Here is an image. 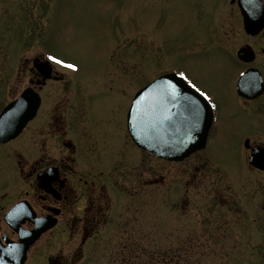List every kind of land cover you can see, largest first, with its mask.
Returning a JSON list of instances; mask_svg holds the SVG:
<instances>
[{"label":"rangeland","instance_id":"374dc122","mask_svg":"<svg viewBox=\"0 0 264 264\" xmlns=\"http://www.w3.org/2000/svg\"><path fill=\"white\" fill-rule=\"evenodd\" d=\"M245 42L262 44L245 33L239 8L230 0H0V87L7 86L6 78L13 89L24 87L33 58L43 53L76 66L48 59L63 80L43 89L45 103L54 106L56 93L76 96L74 102L84 94L92 109L107 112L115 102L127 105L159 74L182 72L213 94L225 119L219 141L233 143L232 134H250L254 125L264 130V106L259 112L254 103L239 107L234 93L243 65L229 55ZM256 63L264 76V56ZM258 136L264 138L261 131ZM5 152L0 145V164L7 162ZM218 168L233 172L226 165ZM129 170L136 175L123 181L138 191V200L131 203L128 187L118 192L113 222L100 243L78 250L79 237L54 229L31 248L28 264L76 253L77 264H264L255 236L242 237L240 231L232 241L220 233L198 236L199 194L205 191L197 187L194 170L185 173L179 163L142 152L138 166ZM16 195L11 191L9 197Z\"/></svg>","mask_w":264,"mask_h":264},{"label":"flooded vegetation","instance_id":"af4514ba","mask_svg":"<svg viewBox=\"0 0 264 264\" xmlns=\"http://www.w3.org/2000/svg\"><path fill=\"white\" fill-rule=\"evenodd\" d=\"M230 1L235 3L236 0ZM248 36L262 44L257 46L248 42L254 50V60L239 61L243 68L238 75L252 66L259 68L256 60L260 55L264 56V28L258 34ZM229 56L233 60L236 58V54L230 53ZM55 70L53 68L51 77L44 79L31 65L30 77L24 87L13 89L8 86L10 78L3 83L7 84L6 87H0V113L28 86L39 96L35 116L18 135L0 141L7 159L6 163L0 164V173L8 172L6 179L0 178L1 239L2 235L17 239L13 226L33 229L35 223L28 219L32 213L37 218L54 219L55 222L31 248L54 229H58L61 235L68 233L75 239L79 237L78 250L100 243L101 233H106L113 222L110 213L117 205L118 192L128 187L133 198L131 203L138 200V191L128 184L126 186L123 180L129 181L136 175L128 169L134 164L138 166L142 152L163 161L179 163L185 173L190 169L195 171L196 185L199 190L202 188L205 191L199 194L201 203L197 207L200 219L197 232L200 238L207 236L211 239L220 233L218 237L232 241L235 231H240L242 237L246 234L255 236L261 240L258 254L264 262V138L258 136L259 131L264 134L262 128L254 125L250 134H232L233 143L231 140L224 144L220 142V123L225 122L222 109L205 86L184 73L186 81L191 86L194 84L196 91L202 95L206 93L203 96L212 108L210 129L201 149L179 161L161 159L141 150L127 130V112L134 94L127 105L115 102L107 112L92 109L84 94L74 102L76 96L65 99L60 93H51L55 94V105L52 106L53 103H45L43 89L50 81L63 80V77H54L57 74ZM236 81L237 78L233 85L239 107L254 103L255 107L258 105L255 112H259L264 106V93L252 98L241 96L236 91ZM248 87L253 89L252 84ZM191 113L198 116L203 111L193 108ZM233 116L229 110V121ZM194 121L199 123L202 120ZM123 165L126 168L124 166L122 169ZM223 165L233 172H220L221 168L218 167ZM231 186L235 190L225 194V190L228 192ZM250 187H254L252 194L249 193ZM11 191L17 193L13 200L9 197ZM19 203V210L8 221L7 213ZM50 222L44 221L45 224ZM78 255H49L43 257L45 260L41 264H77L81 260ZM28 260L29 252L25 264H28ZM37 262L35 258L33 263Z\"/></svg>","mask_w":264,"mask_h":264},{"label":"water","instance_id":"95a60500","mask_svg":"<svg viewBox=\"0 0 264 264\" xmlns=\"http://www.w3.org/2000/svg\"><path fill=\"white\" fill-rule=\"evenodd\" d=\"M238 4L243 15L245 30L251 34L258 33L264 26L262 0H238ZM238 55L246 61L253 59V51L248 44L239 49ZM41 67L48 70L49 65L47 62H43L39 65V68ZM250 79L256 85V93L261 91L260 74L257 71H250L239 79L238 91L241 94L249 95L245 84ZM28 94L29 91H24L18 100L2 112L0 116V124L3 125L0 128L1 139H4L5 126L9 123L10 118L12 121L14 118H20L16 130L12 134L14 135L28 119L33 117L36 106L31 107V112L26 116L20 114ZM192 108L201 109L203 113L198 116L193 115ZM208 108L206 101L193 91L181 76L176 73H165L136 93L128 113V129L140 147L159 157L179 160L204 145L211 120ZM195 119L202 121L196 123ZM193 125L195 126L193 127ZM38 221L39 219L35 222ZM48 227L37 225L31 231L14 227V230L19 234V240H8L6 245L0 243V253L2 254L0 255V264H24L30 245Z\"/></svg>","mask_w":264,"mask_h":264},{"label":"snow or ice","instance_id":"6c2138e0","mask_svg":"<svg viewBox=\"0 0 264 264\" xmlns=\"http://www.w3.org/2000/svg\"><path fill=\"white\" fill-rule=\"evenodd\" d=\"M48 59H49V60H52V61H53L54 63H56V64L63 65L64 67H67V68H73V69H74V68L76 67V66L73 65V64H66L65 61L60 60V59H58V58L55 57V56H49ZM179 75L182 76V77H184L185 79H187V77H185V74H184V73L181 72ZM192 87L195 88V85L193 84ZM203 95L206 96V93L203 94ZM194 126H195V125H193V127H194ZM2 127H3V125L0 124V128H2Z\"/></svg>","mask_w":264,"mask_h":264}]
</instances>
